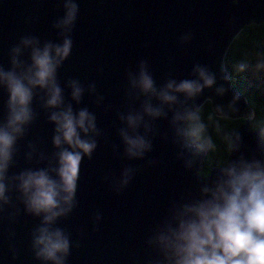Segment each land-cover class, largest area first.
<instances>
[{
  "label": "clouds",
  "instance_id": "1",
  "mask_svg": "<svg viewBox=\"0 0 264 264\" xmlns=\"http://www.w3.org/2000/svg\"><path fill=\"white\" fill-rule=\"evenodd\" d=\"M232 2L237 4L239 0ZM58 6H62L63 15L52 23L60 37L58 42L22 35L8 49L9 66L0 63V89L7 93L5 115L0 118V217L15 223L23 212L39 219L31 232V251L40 264H68L72 248L81 247V242H73L72 234L60 227L59 221L67 219L79 206L77 192L84 158H93L101 138L107 142L96 113L88 107L77 109L73 102L80 105L88 94L95 97L97 107L112 109L111 104L105 105V96L97 90L95 81L85 84L69 77L61 85L59 70L72 55L80 4L79 0H59ZM193 39L192 31L185 32L180 44L187 45ZM247 71L264 73V53H256L254 63L248 59L235 62L231 71L226 65L213 71L197 62L191 69L192 78L177 79L170 73L159 85L147 59H140L135 70H127L125 110L117 109L123 153L119 144L113 143L112 150L124 160L146 163L139 167L125 164L119 176L106 173L104 180L111 190L123 193L143 167L159 163L149 159L148 154L154 149V138L161 135L157 124L161 119L168 120L172 129L171 142L178 149L176 158L188 170L199 164L196 174L205 181L198 195L172 201L167 213L151 229L145 241L150 250L145 264H264V123L251 127L256 133V147L250 158L243 151V134L234 129L226 135L229 157L215 166L219 171L214 178L212 172L207 176L199 174L216 144L201 118L203 105L196 101L205 89L225 96L234 74ZM65 88L70 89V100L66 99ZM233 93L227 105L215 104L216 114L226 117L240 111L241 95ZM37 101L54 126V150L46 152L28 141L24 159L45 166L10 174L21 151L19 142L39 117L33 106ZM246 115L250 122L256 118L254 111ZM163 139H169L167 133ZM234 153L237 158L230 159ZM102 220L103 214L97 211L92 221L94 230L99 231ZM80 234L83 239V229ZM14 235L9 233L10 238ZM10 247L16 258L18 250L14 245Z\"/></svg>",
  "mask_w": 264,
  "mask_h": 264
},
{
  "label": "water",
  "instance_id": "2",
  "mask_svg": "<svg viewBox=\"0 0 264 264\" xmlns=\"http://www.w3.org/2000/svg\"><path fill=\"white\" fill-rule=\"evenodd\" d=\"M58 3L59 0H0V63L9 66L8 49L22 35H37L42 42L60 40L52 27L53 21L63 15ZM79 4L72 55L59 70L61 85L69 77L85 84L95 81L97 90L105 96V105L111 104L112 109L105 111L103 106L97 107L95 97L88 94L80 105L73 102L77 109L88 107L96 113L98 126L106 133L107 142L101 138L93 158H84L77 192L79 206L71 216L59 221V226L72 234L73 242H81V247L72 248L68 264H145L150 251L145 241L151 229L167 213L172 201L198 195L205 181L196 174L199 164L188 170L183 161L176 158L178 149L171 142L172 129L168 120L161 119L157 121L161 135L154 138V149L148 154L149 159L159 163L143 167L123 193L111 190L104 180L106 173L119 176L125 164L139 167L146 163L124 160L112 150L113 143L119 144L123 153L117 132L121 126L117 109L125 110L127 70H135L140 59H147L158 85L170 73L177 79L192 78L191 69L197 62L218 72L241 31L251 24L264 22V0H239L237 4L232 0H79ZM188 31L193 32L194 39L181 45L180 36ZM24 58H28L27 54ZM233 91L238 92L233 89L232 82L223 97L216 96L214 89H205L196 103L206 106V101L211 100L215 110V104H228ZM240 95V111L226 117L245 119L235 129L243 134L246 145L243 151L250 158L251 150L256 147V133L246 114L253 108L246 96ZM65 96L71 99L70 89L65 88ZM6 99L7 93L0 89V118L5 115ZM33 106L39 117L19 142L21 151L10 174L28 167L45 166L24 159L28 141L37 143L46 152L54 150V126L48 122L38 101ZM136 106L139 107L138 102ZM164 133L168 134V140L163 139ZM236 158L235 153L230 157ZM206 166L207 157L199 174ZM218 171L213 167L209 175L212 172L214 178ZM97 211L103 214L99 231L93 229L92 223ZM38 223V218L23 212L15 223L0 217V264H40L31 251V232ZM81 229L85 233L83 239ZM10 232L15 233L14 237L10 238ZM10 245L18 250L16 258H13Z\"/></svg>",
  "mask_w": 264,
  "mask_h": 264
},
{
  "label": "trees",
  "instance_id": "3",
  "mask_svg": "<svg viewBox=\"0 0 264 264\" xmlns=\"http://www.w3.org/2000/svg\"><path fill=\"white\" fill-rule=\"evenodd\" d=\"M254 53H264V22L260 25L251 24L241 31L229 47L225 56V65L231 71L232 65L237 61L248 59L252 62ZM250 73L251 71L239 75L234 74L231 82L233 89L246 96L249 105L253 108L256 118L251 123L254 128L264 123V89L257 86L256 81L250 78ZM200 115L207 125V134L216 144V150L210 151L207 155V166L200 170V174L207 176L213 167L227 160L229 152L226 135L245 119L216 115L211 100L206 101V106L202 107ZM217 125H219V131H217Z\"/></svg>",
  "mask_w": 264,
  "mask_h": 264
},
{
  "label": "rangeland",
  "instance_id": "4",
  "mask_svg": "<svg viewBox=\"0 0 264 264\" xmlns=\"http://www.w3.org/2000/svg\"><path fill=\"white\" fill-rule=\"evenodd\" d=\"M254 62H255V53H254V56H253L252 63H254ZM250 78L252 80L256 81L257 86H260L262 89H264V73H253L251 71Z\"/></svg>",
  "mask_w": 264,
  "mask_h": 264
}]
</instances>
